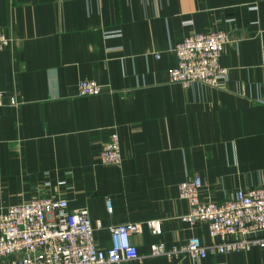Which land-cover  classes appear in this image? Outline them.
<instances>
[{"label": "crops", "instance_id": "0c3cea01", "mask_svg": "<svg viewBox=\"0 0 264 264\" xmlns=\"http://www.w3.org/2000/svg\"><path fill=\"white\" fill-rule=\"evenodd\" d=\"M209 31L228 38L221 85L170 83L172 47ZM0 33L12 39L0 50V211L64 198L88 211L103 249L108 225L141 223V258L120 264H264V248L149 256L154 243L211 240L178 218L179 183L199 176V198L214 202L264 186V0H0ZM81 80L104 88L78 95ZM112 132L121 164L101 165Z\"/></svg>", "mask_w": 264, "mask_h": 264}, {"label": "built area", "instance_id": "2783aa9c", "mask_svg": "<svg viewBox=\"0 0 264 264\" xmlns=\"http://www.w3.org/2000/svg\"><path fill=\"white\" fill-rule=\"evenodd\" d=\"M12 39L0 33V50ZM227 35L221 31L191 33L172 47L175 65L169 71V82L188 88L194 84L218 87L228 69L220 64V55ZM159 57L158 54L155 55ZM103 85L93 80H81L78 95H97ZM2 92L0 91V106ZM10 105H17L15 98ZM98 161L101 165L121 164L118 135L112 132L102 145ZM201 179L178 184V196L187 205V211L178 218L190 225L203 223L211 239L203 243L197 237L169 248L162 243L150 245L149 256L167 259L189 257L203 259L207 253H231L264 248V186L246 190L237 189L222 202L201 201ZM106 210L111 212L109 200ZM154 234L160 233V221H146ZM98 227L100 223L97 222ZM141 223L108 225L110 247L96 246L88 211L85 208L69 210L64 198H36L9 205L0 211V264H120L139 260L131 235L138 233ZM16 258L11 259V257Z\"/></svg>", "mask_w": 264, "mask_h": 264}]
</instances>
